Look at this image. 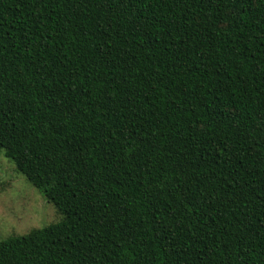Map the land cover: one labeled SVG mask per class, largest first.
Instances as JSON below:
<instances>
[{
	"label": "trees",
	"instance_id": "trees-1",
	"mask_svg": "<svg viewBox=\"0 0 264 264\" xmlns=\"http://www.w3.org/2000/svg\"><path fill=\"white\" fill-rule=\"evenodd\" d=\"M0 152V264H264V0H0Z\"/></svg>",
	"mask_w": 264,
	"mask_h": 264
},
{
	"label": "rangeland",
	"instance_id": "rangeland-1",
	"mask_svg": "<svg viewBox=\"0 0 264 264\" xmlns=\"http://www.w3.org/2000/svg\"><path fill=\"white\" fill-rule=\"evenodd\" d=\"M61 219L54 207L18 174L0 152V240Z\"/></svg>",
	"mask_w": 264,
	"mask_h": 264
}]
</instances>
